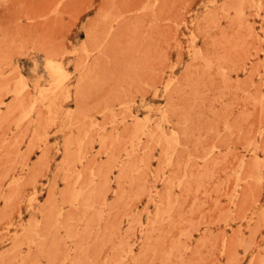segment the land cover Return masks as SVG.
<instances>
[{"label":"rangeland","instance_id":"rangeland-1","mask_svg":"<svg viewBox=\"0 0 264 264\" xmlns=\"http://www.w3.org/2000/svg\"><path fill=\"white\" fill-rule=\"evenodd\" d=\"M0 264H264V0H0Z\"/></svg>","mask_w":264,"mask_h":264}]
</instances>
